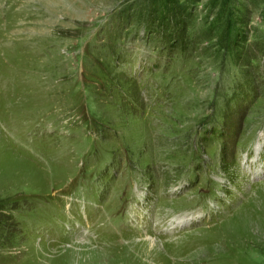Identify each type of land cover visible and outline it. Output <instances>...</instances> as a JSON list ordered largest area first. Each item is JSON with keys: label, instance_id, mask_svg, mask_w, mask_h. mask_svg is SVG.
<instances>
[{"label": "rangeland", "instance_id": "374dc122", "mask_svg": "<svg viewBox=\"0 0 264 264\" xmlns=\"http://www.w3.org/2000/svg\"><path fill=\"white\" fill-rule=\"evenodd\" d=\"M260 142L264 0H0V264H264Z\"/></svg>", "mask_w": 264, "mask_h": 264}, {"label": "bare ground", "instance_id": "6f19581e", "mask_svg": "<svg viewBox=\"0 0 264 264\" xmlns=\"http://www.w3.org/2000/svg\"><path fill=\"white\" fill-rule=\"evenodd\" d=\"M259 141H260V140H259ZM256 144H257V143H256ZM260 147H261V146H260ZM260 147H259V146H257V147H256V146H252V149H253V150L256 149V151H255V154H256L255 156H256V157H255V159H254L255 162L258 161V160H257V158H258V157H257V155H258V151H257V150H258ZM244 158H245V156L243 155V159H244ZM191 212H193V211H190L188 214H186L187 212H185V213H184L185 215L183 214L182 216H180V217H178V218H176V217H175V218H172V219H174L175 221L171 222V224H172V223H176V224H177L176 226L187 225V224L189 223V221H190L189 219L192 218L191 216H189ZM134 215H135V214H134ZM134 215H133L132 217H130V218H131V221H129V223L132 224V226L134 225V222H135V220H134ZM180 221L182 222V224L179 223ZM178 224H179V225H178ZM176 226H175V227H176Z\"/></svg>", "mask_w": 264, "mask_h": 264}]
</instances>
